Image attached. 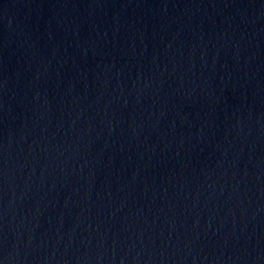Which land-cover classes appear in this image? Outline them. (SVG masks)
I'll use <instances>...</instances> for the list:
<instances>
[{"label":"water","instance_id":"1","mask_svg":"<svg viewBox=\"0 0 264 264\" xmlns=\"http://www.w3.org/2000/svg\"><path fill=\"white\" fill-rule=\"evenodd\" d=\"M0 264H264V0H0Z\"/></svg>","mask_w":264,"mask_h":264}]
</instances>
